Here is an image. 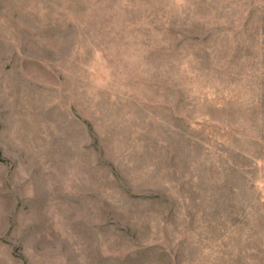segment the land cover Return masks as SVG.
<instances>
[{"label":"rangeland","instance_id":"obj_1","mask_svg":"<svg viewBox=\"0 0 264 264\" xmlns=\"http://www.w3.org/2000/svg\"><path fill=\"white\" fill-rule=\"evenodd\" d=\"M0 264H264V0H0Z\"/></svg>","mask_w":264,"mask_h":264}]
</instances>
